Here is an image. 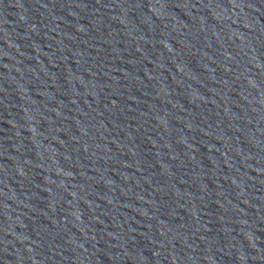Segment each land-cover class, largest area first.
I'll return each mask as SVG.
<instances>
[{
	"label": "water",
	"instance_id": "water-1",
	"mask_svg": "<svg viewBox=\"0 0 264 264\" xmlns=\"http://www.w3.org/2000/svg\"><path fill=\"white\" fill-rule=\"evenodd\" d=\"M0 264H264V0H0Z\"/></svg>",
	"mask_w": 264,
	"mask_h": 264
}]
</instances>
